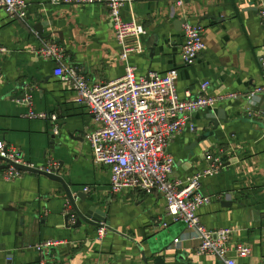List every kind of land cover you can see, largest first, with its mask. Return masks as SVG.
Segmentation results:
<instances>
[{"label": "crops", "instance_id": "obj_1", "mask_svg": "<svg viewBox=\"0 0 264 264\" xmlns=\"http://www.w3.org/2000/svg\"><path fill=\"white\" fill-rule=\"evenodd\" d=\"M26 2L24 19L10 18L0 8V46L8 49L0 55V142L35 167L55 162L72 192L84 193L88 203L106 213L108 227L101 238L99 227L72 228L75 221L65 218L72 208L59 183L29 172L8 180L2 168L0 264H225L198 253L195 230L166 215L158 191L113 193L109 168L92 159L83 136L94 126L92 117L70 82L54 70L73 67L92 84L123 75L126 62L106 6ZM175 2L138 0L122 9L124 20H136L146 30L143 52L128 58L137 73L176 69L180 95L186 90L197 95L202 81L209 82L208 96L264 86V27L258 16L264 0ZM185 22L204 31L206 48L193 65L184 64L180 54ZM48 44L61 49L60 58L41 54ZM24 93L45 118L28 116L20 102ZM210 112L224 117L216 129ZM189 121L195 131L186 128L169 143L172 179L185 182L202 174L211 164L204 158L207 152L219 158L222 167L199 180L198 191L210 202L197 214L209 229L233 230L231 249L237 243L250 247L246 257L232 251L236 264H264V92L193 112ZM175 238L180 240L174 243Z\"/></svg>", "mask_w": 264, "mask_h": 264}, {"label": "built area", "instance_id": "obj_2", "mask_svg": "<svg viewBox=\"0 0 264 264\" xmlns=\"http://www.w3.org/2000/svg\"><path fill=\"white\" fill-rule=\"evenodd\" d=\"M51 4L86 5L102 4L106 6L112 22L113 36L120 47V58L126 62L121 77L107 83L92 84L78 71L69 66H60L54 70L56 76L70 82L76 100L82 103L92 117L94 126L83 132L85 141L90 145L92 159L97 164L109 168L110 190L119 193L124 190L158 191L165 202V213L173 221H182L195 230L198 240V253L213 255L225 264H236L230 257L232 251L239 257L250 254V247L237 243L231 249L233 230L228 227L209 229L204 226L197 214L198 209L210 202V197L201 194L199 180L202 175L215 173L223 162L213 153L207 152L205 160L211 164L202 174H196L185 182L172 179L174 158L169 152L170 141L184 129L195 131L190 123L193 112L214 109L219 102L239 97L253 98L264 92V86L254 87L247 93L229 92L219 96H208V81H202L199 92L193 95L189 90L180 95L176 87L177 71L170 69L165 73L148 71L139 74L128 62L131 53L143 52L142 36L145 28L136 20L126 21L121 16L125 6H131L138 0H48ZM182 0L175 4L182 5ZM0 8L10 18L24 19L27 15L26 0H0ZM260 22L264 27V5L258 9ZM184 41L180 54L184 64L193 65L206 44L201 25L185 22L183 25ZM8 49L0 46V55ZM61 49L56 44H48L41 49L46 58H60ZM21 103L28 107V116L45 118L46 115L35 112L32 108L31 95L24 93ZM248 113L255 114L251 109ZM55 119V116H51ZM0 157L14 164L35 167L27 163L22 154L8 148L0 142ZM2 175L5 179L18 178L23 173L8 162ZM51 172L58 169L55 162L37 167ZM84 191L88 192L87 187ZM75 216L70 214L68 220L74 223ZM164 225H166L164 223ZM97 238L105 234V227L97 229ZM180 238H175L177 243ZM46 245H52L47 242ZM92 264H99L94 262Z\"/></svg>", "mask_w": 264, "mask_h": 264}, {"label": "water", "instance_id": "obj_3", "mask_svg": "<svg viewBox=\"0 0 264 264\" xmlns=\"http://www.w3.org/2000/svg\"><path fill=\"white\" fill-rule=\"evenodd\" d=\"M209 120L213 123V128L216 129L218 127L219 121L224 119V117L220 115H215L213 112H210ZM212 133V132H211ZM205 136H202L204 138ZM0 160H4L8 162V164L12 165L15 169L22 172H29L34 174H40L46 176L48 179L55 181L60 184L69 204L71 205L72 212L76 216V220L72 228H77L81 223H86L96 227H108L105 226L106 222V213L96 208L93 204L88 203L86 195L82 192H72L69 185L65 182L62 176L59 175V170L56 169L51 172L43 171L37 167H30L21 164H14L4 158L0 157ZM6 168L4 165H0V170ZM66 220L68 215L65 217Z\"/></svg>", "mask_w": 264, "mask_h": 264}]
</instances>
